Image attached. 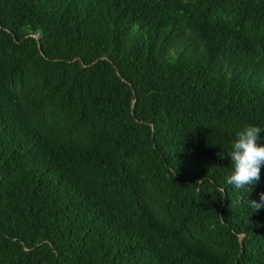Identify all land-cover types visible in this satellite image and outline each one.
<instances>
[{"label":"trees","instance_id":"obj_1","mask_svg":"<svg viewBox=\"0 0 264 264\" xmlns=\"http://www.w3.org/2000/svg\"><path fill=\"white\" fill-rule=\"evenodd\" d=\"M245 125L264 0H0V264H264Z\"/></svg>","mask_w":264,"mask_h":264},{"label":"clouds","instance_id":"obj_2","mask_svg":"<svg viewBox=\"0 0 264 264\" xmlns=\"http://www.w3.org/2000/svg\"><path fill=\"white\" fill-rule=\"evenodd\" d=\"M264 128L259 125H245L235 133L230 151L226 157L231 160V175L227 183L234 190H252L260 180L261 167L264 165ZM221 156L225 155L223 152ZM255 211L264 207V193L259 201H249Z\"/></svg>","mask_w":264,"mask_h":264}]
</instances>
